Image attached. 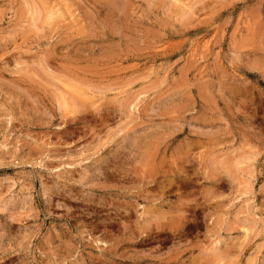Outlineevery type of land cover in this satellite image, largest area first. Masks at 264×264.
Returning a JSON list of instances; mask_svg holds the SVG:
<instances>
[{
  "label": "rangeland",
  "instance_id": "obj_1",
  "mask_svg": "<svg viewBox=\"0 0 264 264\" xmlns=\"http://www.w3.org/2000/svg\"><path fill=\"white\" fill-rule=\"evenodd\" d=\"M172 1L0 0V264H264V0Z\"/></svg>",
  "mask_w": 264,
  "mask_h": 264
},
{
  "label": "bare ground",
  "instance_id": "obj_2",
  "mask_svg": "<svg viewBox=\"0 0 264 264\" xmlns=\"http://www.w3.org/2000/svg\"><path fill=\"white\" fill-rule=\"evenodd\" d=\"M200 1H201V0H200ZM26 2H27V1H26ZM37 2H38V1H37ZM173 2H175V0L172 1V3H173ZM198 2H199V1H198ZM30 3H31V2H30ZM39 3H40V2H39ZM43 3H44V2H43ZM195 3H197V2H195ZM199 3H200V2H199ZM40 4H41V3H40ZM40 4H39V5H40ZM45 4H46V3H45ZM45 4H44V6H45ZM197 4H198V3H197ZM31 5H32V4H31ZM47 5H48V4H47ZM172 5H173V4H172ZM185 5H187V4H185ZM193 5H195V4H193ZM32 6H33V5H32ZM41 6H42V5H41ZM49 6H50V5H49ZM191 7H192V6H191ZM43 8H44V7H43ZM43 8L41 7L42 11H43ZM30 9H31V8H30ZM33 9H34V8H33ZM45 9H46V8H45ZM181 9H182V8H181ZM37 10L40 11V9H38V8H37ZM189 10H191V9H189ZM42 11H41V12H42ZM53 11H54V9H53ZM85 11H86V10H85ZM177 11H178V10H177ZM37 12H38V11H37ZM175 12H176V11H175ZM181 12H182V10H181ZM29 13H30V12H29ZM33 13H34V11H33ZM43 13H44V12H43ZM46 13H47V12H46ZM55 13H56V12H55ZM177 13H178V12H177ZM177 13H176V14H177ZM188 13H189V12H188ZM192 13H193V10H192ZM50 14H51V13H50ZM56 14H57V13H56ZM60 14H61V13H60ZM31 15H33V14H31ZM57 15H58V14H57ZM174 15H175V14H174ZM48 16H49V15H48ZM53 16H54V15H53ZM60 16H61V15H59V17H60ZM192 16H193V15H192ZM46 17H47V16H46ZM56 17H57V16H56ZM181 17H182V16H181ZM52 18H54V17H52ZM36 19H37V17H36ZM54 19H56V18H54ZM40 20H41V19H40ZM45 20L47 21V19H45ZM52 20H53V19H52ZM179 20H181V19H179ZM48 21H49V19H48ZM50 22H51V21H50ZM35 23H36V22H35ZM42 23H43V22H42ZM47 24H48V23H47ZM43 25H44V24H43ZM48 25H49V24H48ZM49 26H50V25H49ZM40 28H41V27H40ZM47 28H48V27H47ZM88 35H89V34H88ZM127 37H128V36H127ZM83 38H84V37H83ZM17 63H18V62H17ZM96 64H97V63H96ZM40 67H41V66H40ZM60 69H61V68H60ZM59 73H61V72H59ZM62 73H63V72H62ZM46 74H47V73H46ZM47 75H48V74H47ZM57 75H58V74H57ZM49 76H51V75H49ZM63 76L67 77V76L64 75V74H63ZM46 77H48V76H46ZM61 77H62V76H61ZM55 78H56V76H55ZM63 78H64V77H63ZM67 78L70 79V80L72 79V78H70V77H67ZM78 79H79V78H78ZM65 80H66V79H65ZM53 81H54V80H53ZM55 81H56V80H55ZM79 81H80V79H79ZM79 81H78V82H79ZM78 82H77V83H78ZM55 83H56V82H55ZM73 83H74V82H73ZM75 83H76V82H75ZM77 83H76V84H77ZM81 83H82V82H81ZM65 84H66V83H65ZM86 84H87V83H86ZM67 86H70V85L68 84ZM71 86H72V85H71ZM71 86H70V87H71ZM74 86H75V85H74ZM85 86H86V85H85ZM80 87H81V86H80ZM89 87H90V86H89ZM67 88H68V87H67ZM72 88H73V87H72ZM83 88H85V87H83ZM94 88H95V87H94ZM59 89H60V88H59ZM63 89H64V88H63ZM76 89H77V88H76ZM78 89H79V88H78ZM87 89H88V87H87ZM99 89H100V88H99ZM64 90H65V89H64ZM73 90H74V88H73ZM89 90H90V89H89ZM96 90L98 91L97 88H96ZM83 91H84V90H83ZM55 92H56V90H55ZM57 92H58V90H57ZM89 92H92V91H89ZM89 92H88V93H89ZM62 93H63V92H62ZM86 93H87V92H86ZM88 93H87V94H88ZM60 94H61V93H60ZM119 94H120V93H119ZM57 95H58V93H57ZM68 95H69V93H68ZM73 95H74V94H73ZM91 95H92V94H91ZM121 95H122V94H121ZM64 96H65V95H64ZM65 97H66V96H65ZM88 97H90V95H89ZM92 97H93V96H92ZM57 98H58V96H57ZM70 98H74V97L71 96ZM70 98H68V99L70 100ZM100 98H101V97H100ZM117 98H118V97H117ZM64 99H65V98H64ZM64 99H63V100H64ZM113 99H114V98H113ZM135 99H136V98H135ZM66 100H67V99H66ZM115 100H116V98H115ZM122 100H123V99H122ZM131 100L133 101V99H131ZM71 101H72V100H71ZM71 101H70V102H71ZM118 101H121V100H118ZM56 102H57V101H56ZM73 102H74V101H73ZM96 102H97V101H96ZM115 102H116V101H115ZM130 102H131V101H130ZM130 102H129V103H130ZM101 103H102V102H101ZM111 103H112V102H111ZM119 103H120V102H119ZM136 103H137V102H136ZM77 104H78V103H77ZM79 104H80V103H79ZM86 104H87V103H86ZM97 104H98V102H97ZM127 104H128V103H127ZM56 105L58 106V104H56ZM80 105H81V104H80ZM83 105H85V104H83ZM133 105H134V104H133ZM94 106H95V105H94ZM124 106H125V105H124ZM129 106H131V105H129ZM87 107H88V106H87ZM92 107H93V106H92ZM118 107H119V106H118ZM121 107H122V106H121ZM127 107H128V106H127ZM69 108H70V107H69ZM75 108H76V107H75ZM75 108H74V109H75ZM78 108H79V107H78ZM78 108H77V109H78ZM81 108H83V106H82ZM128 108H129V107H128ZM59 109H61V107H60ZM59 109H58V110H59ZM79 109H80V108H79ZM121 109H122V108H121ZM131 109H132V108H131ZM81 110H82V109H80V112H81ZM128 110H129V109H128ZM67 111H69L68 108H67ZM76 111H77V110H76ZM83 111H84V110H83ZM74 112H75V111H74ZM80 112H79V113H80ZM126 112H127V111H126ZM77 113H78V112H77ZM121 113H122V112H121ZM64 114L66 115V113H64ZM69 114H70V113H69ZM69 114H68V115H69ZM74 114H75V113H74ZM123 114H124V113H123ZM66 116H67V115H66ZM59 117H60V116H59ZM80 120H81V119H80ZM47 121H48V120H47ZM103 121H104V120H103ZM94 126H95V125H94ZM68 139H69V138H68ZM64 140H65V139H64ZM108 141H109V140H108ZM108 143H109V142H108ZM194 143H195V142H194ZM188 144H189V143H188ZM103 145H104V144H103ZM189 146H190V145H189ZM23 147H25V146H23ZM152 147H153V145H152ZM146 148H147V147H146ZM179 148H180V147H179ZM97 149H98V148H97ZM142 150H143V149H142ZM137 151H138V150H137ZM143 151H144V150H143ZM143 151H142V152H143ZM11 152H12V151H11ZM25 152H26V151H25ZM147 154H148V153H147ZM4 155H5V154H4ZM144 156H145V155H144ZM56 157H57V156H56ZM145 157H146V156H145ZM54 158H55V157H54ZM107 158H108V157H107ZM105 160H106V159H105ZM107 160H108V159H107ZM147 160H148V159H147ZM109 161H110V160H109ZM142 161H143V160H142ZM158 161H159V160H158ZM149 162H150V161H149ZM136 163H137V162H136ZM153 163H154V162H153ZM157 163H158V162H157ZM106 164H107V163H106ZM151 165H152V164H151ZM158 165H159V164H158ZM237 165H238V164H237ZM127 166H128V165H127ZM145 166H146V165H145ZM155 166H157V164H156ZM104 167L106 168V165L103 166V168H104ZM134 167H135V166H134ZM152 168H153V167H152ZM145 169H146V168H145ZM156 169H157V168H156ZM103 171H104V170H103ZM106 171H107V170H106ZM155 171H156V170H155ZM104 172H105V171H104ZM111 172H112V171H111ZM162 172H163V171H162ZM160 173H161V172H160ZM129 174H130V173H129ZM142 174H143V173H142ZM147 174H148V173H147ZM149 174H150V173H149ZM151 174H152V173H151ZM106 175H107V174H106ZM117 175H118V174H117ZM121 175H122V174H121ZM123 175H124V174H123ZM130 175H131V174H130ZM144 175H145V174H144ZM160 175H161V174H160ZM106 177H107V176H106ZM120 177H122V176H120ZM128 177H129V176H128ZM145 177H146V176H145ZM196 177H197V176H196ZM129 178H130V177H129ZM146 178H147V177H146ZM157 178H158V177H157ZM144 179H145V178H144ZM166 179H167V178H166ZM141 180H142V179H141ZM141 180H139V181H141ZM151 180H152V178H151ZM146 181H148V179H147ZM159 181H160V180H159ZM159 181H158V182H159ZM173 181H174V180H173ZM188 181H189V180H188ZM245 181H246V180H245ZM127 182H128V181H127ZM150 182H151V181H150ZM152 182H153V181H152ZM152 182H151V183H152ZM162 182H164V181H162ZM169 182H171V181H169ZM178 182H179V181H178ZM189 182H190V181H189ZM136 183H137V182H136ZM154 183H155V181H154ZM179 183H180V182H179ZM184 183H186V182L184 181ZM142 184H143V183H142ZM152 184H153V183H152ZM157 184H158V183H157ZM189 185H190V184H189ZM156 186H157V185H156ZM164 186H165V185H164ZM171 186H172V185H171ZM178 187H179V186H178ZM159 188H160V187H159ZM164 188H165V187H164ZM171 188H173V187H171ZM205 188H206V187H205ZM162 189H163V188H162ZM162 189H161V190H162ZM166 189H167L168 192L171 191V189H169V188H166ZM168 189H169V190H168ZM159 190H160V189H159ZM176 190H177V189H176ZM178 190H179V189H178ZM212 190H213V189H212ZM150 192H151V191H150ZM161 192H162V191H161ZM164 192H165V191H164ZM174 192H175V191H174ZM206 192H207V191H206ZM169 193H170V192H169ZM204 193H205V192H204ZM212 194H213V193H212ZM212 194H211V191H210V195H212ZM205 195H206V194H205ZM207 195H209V194L207 193ZM210 195H209V196H210ZM191 196H192V195H191ZM212 196H213V195H212ZM212 196H210V197H212ZM204 197H205V196H204ZM191 198H192V197H191ZM180 199H181V198H180ZM205 199H206V198H205ZM207 201H208V200H207ZM184 202H185V201H184ZM208 202H210V201H208ZM180 204H181V203H180ZM204 204H205V202H204ZM205 205H206V204H205ZM205 205H204V206H205ZM168 207H169V206H168ZM183 208H184V207H183ZM126 209H127V208H126ZM158 209H159V208H158ZM173 209L175 210V208H173ZM163 210H164V209H163ZM178 210H179V208H178ZM102 211H103V210H102ZM189 211H191V210H189ZM198 211H199V210H198ZM203 211H204V210H203ZM169 213H171V212H169ZM175 213H176V212H175ZM145 214H146V213H145ZM111 215H112V214H111ZM160 215H161V214H160ZM129 217H130V216H129ZM157 221H158V220H157ZM156 224H157V223H156ZM161 224H162V223H161ZM147 226H148V225H147ZM147 226H146V227H147ZM151 226L155 227L154 224L151 225ZM151 226L149 225L148 228L151 227ZM153 227H152L151 229H153ZM165 227H166V226H165ZM115 228H116V227H115ZM139 228H141V229L143 228V229H144V228H145V224L142 225V227L140 226ZM158 228H159V227H158ZM169 228H170V227H169ZM139 230H140V229H139ZM146 230H147V229H146ZM144 231H145V230H144ZM151 231H152V230H151ZM153 231H155V230L153 229ZM153 231H152V232H153ZM165 231H166V230H165ZM210 231H211V230H210ZM224 231H225V230H224ZM139 232H140V231H139ZM141 232H142V231H141ZM145 232H147V231H145ZM155 233H157V232H155ZM160 233H161V232H160ZM162 233H163V232H162ZM132 235H133V234H132ZM138 235H139V234H138ZM159 235H160V234H159ZM151 237H152V236H151ZM158 237H159V236H158ZM135 239H136V238H135ZM141 240H142V239H141ZM143 240H144V239H143ZM145 241H146V240H145ZM216 252H217V251H216ZM224 254H225V253H224ZM227 254H229V253L227 252ZM145 256H146V255H145ZM177 256H178V255H177ZM197 257H198V254H197ZM133 258H134V257H133ZM174 258H175V257H174ZM207 258H208V257H207ZM194 259H196V258H194ZM205 260H206V259H205ZM145 261H146V260H145ZM191 261H192V260H191ZM198 261H199V258H198ZM194 262H196V261H194ZM206 262H207V261H206ZM210 262H212V260H211ZM200 264H201V263H200ZM208 264H209V263H208Z\"/></svg>",
  "mask_w": 264,
  "mask_h": 264
}]
</instances>
